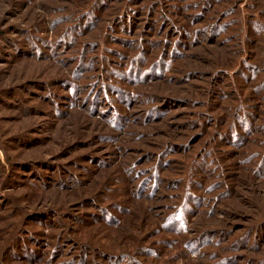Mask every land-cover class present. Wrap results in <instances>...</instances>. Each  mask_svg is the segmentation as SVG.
Wrapping results in <instances>:
<instances>
[{"label":"rangeland","instance_id":"obj_1","mask_svg":"<svg viewBox=\"0 0 264 264\" xmlns=\"http://www.w3.org/2000/svg\"><path fill=\"white\" fill-rule=\"evenodd\" d=\"M0 264H264V0H0Z\"/></svg>","mask_w":264,"mask_h":264}]
</instances>
